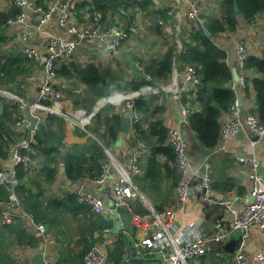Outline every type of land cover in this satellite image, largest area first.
<instances>
[{
    "label": "built area",
    "instance_id": "1",
    "mask_svg": "<svg viewBox=\"0 0 264 264\" xmlns=\"http://www.w3.org/2000/svg\"><path fill=\"white\" fill-rule=\"evenodd\" d=\"M79 1V0H76ZM163 0H153L155 11L160 8L159 4ZM167 5L163 10L169 17L160 16L157 13L156 21L163 26L170 27L169 45L175 46V51L183 48L184 23H189V28L196 27L202 23V17L197 0H164ZM17 7V12L9 16L3 24L16 27V37L19 41V49L22 54L36 63H40L43 70V81L40 85L39 95L29 101L26 98H17V119L14 123L16 129H26L27 136L11 147L10 157L13 165L10 167H0V185L6 190V196L0 200V224L10 223L14 217H21L23 220L33 221V213L27 211L21 201L18 192L21 179L17 175L16 165L25 166L37 164L31 158L29 143L36 133V127L42 116L47 113H55L68 122L81 126L89 132L95 113L107 103L111 104L112 110L122 113L129 111L131 123L136 122L141 113L135 107V98L139 95H155L161 92L171 93L179 98L177 123L167 126L166 142L171 146L176 155L177 168L181 175L174 186L175 203H182L191 194L203 199L206 203H218L221 210L213 222V229L206 233L202 229V224H185L174 228V217L176 208L169 206L163 209H156L135 181V177L141 172L142 157L146 151V142L142 138L134 135L133 146L128 153L126 160L117 158L110 149H106L110 158L101 163L99 174L93 178L95 183H102L106 180L111 171L116 176L114 180V190L116 193L115 205L125 204L132 212L131 223L135 231H150L147 236L140 239L143 246H149L154 253L161 252L162 258L167 264H188L189 259L195 260L205 255L210 245L219 244L227 239L235 229L241 231V241L239 247L233 252V260L236 264H264V251L255 250L248 252L247 244L250 239V228L257 226L264 228V171L260 167L259 157L252 153L242 154L231 149L228 145L230 137L238 133H249L264 137V122L260 121L253 112H243L240 108L237 97L230 105L229 109L221 118L218 141L211 150L203 154L197 161L189 158L187 151L188 139L183 134L182 125H187V117L191 106L186 97H195L200 83V72L196 65L186 63L181 69L176 67V57L172 59V69L167 80L155 83H144L137 88L117 91L113 90L107 97L96 100L95 107L87 111L82 107L71 110H64L61 107L62 93L55 86L59 76L58 65L61 62L70 60L76 50L77 45L87 39H98L104 48L112 51L122 47V45L133 35L131 27L126 26L125 19L111 18L103 16L98 10L88 8L86 5L79 8V13L83 16L81 23L76 22V9L73 4L75 0H49L46 8L35 5L33 0H11ZM38 16L39 25L49 23L54 15L57 16L58 23L63 27V32L54 33L46 31L45 53L31 43L35 30L33 16ZM148 19V17L146 16ZM168 18L173 20L170 22ZM139 19V26L141 19ZM85 21L88 24H84ZM246 40L240 37L235 44V53L238 64L243 70L244 58L246 54ZM146 78H149L148 74ZM243 78V77H242ZM241 79V77H240ZM230 86L237 93L235 80ZM0 95L8 96L6 89L0 87ZM27 107L30 114L36 117V124L28 128V119L23 113ZM99 108V109H98ZM94 138V137H92ZM96 138V137H95ZM255 144L256 140H251ZM23 149V150H22ZM228 154L234 156L236 161L248 163L250 166V185L248 190L249 200L240 208L232 205V201L224 198L215 201L214 180L210 173L211 158L218 154ZM33 168V167H32ZM78 202L89 206L91 212L96 217L107 207L101 197L94 191L83 185L72 189ZM139 199L145 211L134 210L133 202ZM26 221V220H25ZM34 227L41 234L45 232L46 226L42 221H34ZM107 251L104 244L97 242L90 243L82 255L83 264H105ZM42 264H57L51 259H44Z\"/></svg>",
    "mask_w": 264,
    "mask_h": 264
},
{
    "label": "crops",
    "instance_id": "2",
    "mask_svg": "<svg viewBox=\"0 0 264 264\" xmlns=\"http://www.w3.org/2000/svg\"><path fill=\"white\" fill-rule=\"evenodd\" d=\"M33 1L36 3L35 5H39L40 2L47 5L49 0H39V3L36 2V0ZM167 1L169 2V0ZM170 2H173V0H170ZM221 2L222 0H197L201 15L206 14L214 17L216 16L217 18H222V11L220 10ZM11 3V0H0V11L7 10ZM165 5L167 4L163 0L162 3L159 4L161 12L155 11L152 14L144 13L142 10L137 8L134 13V19L130 24L133 35L122 45V47L117 50L110 52L109 49H107V51H105L103 44L98 39L92 38L80 42L77 45L75 53L71 59L81 64L93 62L102 73H107L108 76L121 75L125 78L138 80L139 75H136L131 71L130 62L135 61L146 72L151 60L160 59L168 47L172 29L167 26L159 25V30H156L154 23L151 20V18L154 19L157 17V13H159L160 16L166 17V13L163 10V6ZM33 15L35 30L31 43H34L42 50L43 53H45L46 31L61 33L63 32V27L59 25L56 15H54L53 19L45 25H39L38 16L31 14V16ZM138 17L141 19L140 26ZM82 19L85 18H83L82 15H78L76 17V22L83 24L81 23ZM168 20L172 22L170 18H168ZM84 24L88 23L86 22ZM190 29L189 23H184L183 33H186L185 36H187V32ZM0 32L4 36V39L0 41V56L21 54L19 49L20 44L16 37L17 28L8 25L4 26L2 24L0 25ZM240 37H243L246 40V54L262 55L264 50V10L254 13L250 19H245L244 17L238 15V21L235 29L218 31L212 37L213 41L217 45L225 49V61L230 65L231 69L236 67L238 79H233L235 80L238 91L236 93V97L241 95L243 105L241 109L243 112H246V110L255 107V92L250 79L252 77L260 76L261 74L254 68L243 70L240 68L234 49L235 44ZM188 38L189 37H186V39ZM186 39L185 43H183L184 49L187 47L186 43L191 42V39L189 41ZM175 62L178 69L183 68L186 64V62L178 60V58H176ZM20 65L22 67L21 73L16 77L15 81H4L1 82V84L31 101L35 99L40 92V85L43 81L42 66L40 63H36L27 57L22 58ZM244 75L249 77L247 85L244 83V78H242ZM109 79L111 78L109 77ZM70 82H72L70 79H65L62 76H58L57 81L55 82V86L62 93L61 107L64 110L78 108V104H74L71 99L70 94L72 93V85ZM77 87L83 89L85 88V85L77 83ZM78 89L79 88H77V90ZM125 89H129V87H126ZM83 90H81V92ZM179 101L180 100L177 96L166 92H161L158 94V97H156V102L158 104H163L166 107L162 117L167 126L177 123L179 115ZM0 104L3 105L4 109V105L6 104L4 102ZM8 105L9 107L7 108L11 109V104ZM190 106L192 109H200V105L198 103H194L193 105L190 104ZM94 107L95 105L92 106L91 110L94 109ZM109 107L110 112H113L112 106L109 105ZM122 110L123 117H127L129 119V111L124 109ZM223 114L224 112L222 113L221 118ZM63 126V142L64 148L66 149L73 142L82 143L92 139L90 134L79 125H74L65 120ZM144 126H146V124H144ZM182 129L187 131L186 134L189 132L187 136V151L189 153V158L197 161L203 154L212 149L202 147L198 143L195 134L190 128L182 125ZM133 135L135 136V133L129 119L127 131L120 129L119 139L121 138V142H116L110 146L112 153L120 160L127 159L128 153L133 146ZM251 140L256 139H253V136L249 133H238L237 135L230 137L228 145L231 149L237 151L238 153L248 155L255 153L259 157L260 167L264 171V137L258 138L253 145L250 142ZM10 151L6 157H0V165L3 167H10L13 165L10 157ZM159 159L162 161L163 157L160 156ZM62 162L63 161L61 160L58 164V170L54 181H42L43 184H40L41 187H43L42 193L45 200L42 203V218L37 221L44 222L46 230L42 234L36 230L34 227V221L35 223L37 221L34 216L33 221L25 218L26 221H24L27 225V229L30 232L36 233L38 242L35 246L23 244L12 247L15 264H34L32 256L36 252L42 253L43 259H51L57 264H83L82 258L78 255V253H81L82 249H85L86 246L92 243V241L105 245L107 260H109H106L107 262L105 264H114L113 260L108 258V251L114 247L115 240L118 237L121 238L123 232L120 231L116 234H110L103 228L99 227V215L101 216L104 211L95 217L91 210L89 209L88 211L84 205L80 209V212L72 215L69 214L68 211L64 210L62 205L55 207L49 199H59V197H63L65 193L71 192L76 186L83 185L97 193L101 197L104 205L108 208L114 198H116L114 190L115 172L112 171L109 177L101 184L95 183L93 177L90 178L87 174L80 179L72 181L66 176ZM211 172L213 174V180L215 181L213 193L215 201L228 198L232 201V205L234 207L240 208L249 200L248 190L250 185V166L248 163L236 161L234 156L220 153L211 158ZM143 174V171H141L135 177V181L139 185L140 189H143L142 191L145 196L150 199L151 204H161L162 208L169 206H174L176 208L173 221L174 228L181 227L185 224L200 223L202 224V229L206 233H210L212 231L213 222L221 210V205L216 202L211 204L206 203L203 199L194 196V194H191L182 203H175L174 190L171 188L170 191H167L166 180L162 181L159 187L155 189L149 187L148 180L141 179ZM135 201H138V203L142 206L139 200ZM249 231L250 239L247 244L248 252L251 253L255 250L264 251V228L262 229L254 225ZM149 232L150 231L147 230L134 231L135 242L139 243L140 239L147 236ZM238 234L235 235L232 232L224 241L232 237H238ZM91 236H94L95 240H91ZM224 241L217 245H210V248L205 255H202L198 259L191 260L188 264H236L233 260L234 251H224L221 248ZM146 255H148V260L149 258L153 259L154 252L151 249L150 252L146 253ZM142 263L152 264L149 262ZM158 264H167V262L161 258L158 260Z\"/></svg>",
    "mask_w": 264,
    "mask_h": 264
},
{
    "label": "trees",
    "instance_id": "3",
    "mask_svg": "<svg viewBox=\"0 0 264 264\" xmlns=\"http://www.w3.org/2000/svg\"><path fill=\"white\" fill-rule=\"evenodd\" d=\"M36 2L39 3V0H36ZM86 3L93 5V10H99L103 16L111 12L106 0H75L73 7L76 9V16L81 15L79 8ZM235 3L237 4V9L234 8ZM38 6L46 8V4L42 2ZM220 6L222 18L206 14L201 15L202 23L192 27L187 32V36L183 38V43H185L186 37L191 39L190 43H186L187 47L184 50L177 52L172 44L167 47L160 59L151 60L146 69L149 78L139 76L137 80L125 78L121 75L108 76L107 73H102L93 62L81 64L72 59L61 62L58 65V74L72 81L70 82L72 85V93L70 94L72 102L74 104L77 103L78 107L91 110L97 99L107 97L114 89L137 88L144 83L167 80L172 69V59L175 56L178 60L196 65L199 68L201 77L195 97L191 99L183 98L186 101L188 100L191 105L194 103L200 105L199 110L190 109L187 125L193 131L202 147L206 149L212 148L218 141L221 115L229 109L236 98V93L230 86L233 77L231 67L225 61L226 51L217 45L212 37L218 31L235 29L238 15L245 19H250L254 13L264 10V0H222ZM122 8L125 12V21L128 29L134 19V13L137 8L144 13L152 14L155 12L151 0H123ZM158 9L161 12L160 8ZM17 10V7L11 3L7 10L0 11V25L4 24L6 19L9 16H13ZM151 20L155 29L159 30V25L162 26V24L158 23L156 18H151ZM3 39L4 36L0 32V41ZM21 54L0 56V73L17 77L22 69L20 61L25 57ZM243 67L244 69L254 68L261 74L250 79L255 92V107L247 111L255 113L258 119L264 122V50L262 55L247 54L244 58ZM243 78L244 83L247 85L249 77L244 75ZM111 80L114 82L113 87L110 84ZM1 82L4 81L0 79ZM77 83L85 85L84 90L77 87ZM77 88L80 90H77ZM81 90L83 91L81 92ZM156 97H158V94L139 95L135 98V107L140 111L141 116L136 122L132 123V127L136 138L146 140V151L141 162V171L144 174L141 179L148 180L149 187L155 189L159 187L162 181L166 180L167 191H170L171 188L174 189L175 184L182 177L177 168L175 152L166 142L168 129L162 117L166 107L163 104H158ZM16 106L17 103H12V108L8 109L9 105L6 104L3 111L0 112V157L8 155L10 147L8 149L6 146L14 142V139H12L14 136L19 137L17 143L27 136L26 129H16L14 127L17 119ZM105 113L106 120L101 125L100 118ZM122 117L123 113L110 112L109 106L103 107L95 113L89 129L98 133L102 137L105 146L111 148L112 142L119 137ZM63 124L64 119L62 116L51 112L45 113L38 122L36 133L29 143L30 155L37 167L32 166V168L31 164L27 166L23 164L16 165L17 175L21 179L18 192L21 196L22 204L27 211L33 213L36 221L42 218V203L45 200L42 193L43 187L40 184H43L42 181H54L58 164L61 161V155H63L64 172L72 181L80 179L85 174L90 176V178L96 177L100 172L101 161L106 158L103 148L93 139L82 143L73 142L67 149L64 148ZM17 143H13V145ZM160 156L163 157L162 161L159 159ZM210 173L213 177L211 168ZM6 192L7 190L0 185V200L6 196ZM49 201L55 207L62 205L64 210L72 215L80 212L82 206L85 205L77 201L73 191L65 193L59 199H49ZM153 205L158 210L164 208H162L161 204ZM85 208L88 211L90 209L87 205H85ZM133 208L140 212L145 211L137 201L134 203ZM0 226V264H15L14 254L10 251L12 247L23 244L35 246L38 242L36 233L27 229V225L21 217L16 216L10 223L0 224ZM91 240H95L94 236H91ZM85 249L78 253L81 258ZM122 251V241L118 237L114 242V247L108 251V258L116 264L122 255Z\"/></svg>",
    "mask_w": 264,
    "mask_h": 264
},
{
    "label": "water",
    "instance_id": "4",
    "mask_svg": "<svg viewBox=\"0 0 264 264\" xmlns=\"http://www.w3.org/2000/svg\"><path fill=\"white\" fill-rule=\"evenodd\" d=\"M108 6L110 9H113L114 7H117L122 4L123 0L113 1V0H106ZM234 8L237 9V4H234ZM173 22V20H172ZM189 41L190 39H186ZM107 51V48L104 49ZM110 52H112L111 49H109ZM130 68L131 71L134 72L136 75L142 76L146 78L147 73L145 70L140 67L135 61L130 62ZM232 71V77L233 79H238V73L236 70V67H233L231 69ZM0 79L3 81L11 82L15 81L16 76L14 75H7L4 73H0ZM111 87L114 86V83L110 81ZM237 101L242 108V101H241V95L237 96ZM3 109V105L0 104V112ZM24 115L28 119V128H32L36 124V117L31 115L28 108L25 107L23 109ZM129 124V119L127 117H122L121 123H120V129L123 131H127ZM188 128V125H186ZM186 130H183V134L186 135ZM253 139H258V135H252ZM61 160L63 161V155H61ZM115 198L113 202L109 205V207L101 214L100 217V223L99 227L103 228L105 231L109 232L110 234H116L120 231L123 232V235L121 236L122 241V255L119 259V261L116 264H139L142 262H149L152 264H158V260L162 258L161 252H156L153 255V259L148 260V255L146 253L150 252L149 246H143L141 243L135 242V236H134V229L131 223V214L132 212L128 209V207L125 204L115 205ZM241 234H238V237H232L226 241L223 242L221 248L224 251L232 252L236 248L239 247ZM140 253V254H139ZM32 261L34 264H42L44 262L42 253L36 252L32 256Z\"/></svg>",
    "mask_w": 264,
    "mask_h": 264
},
{
    "label": "rangeland",
    "instance_id": "5",
    "mask_svg": "<svg viewBox=\"0 0 264 264\" xmlns=\"http://www.w3.org/2000/svg\"><path fill=\"white\" fill-rule=\"evenodd\" d=\"M153 0H151V3H153L152 2ZM88 8H90V9H94V7H93V5H91L90 3H86L85 4ZM125 12H124V10H123V8H122V4L121 5H119V6H117V7H114L113 9H111V12H109L108 13V16H110L111 18H120V19H122V20H124L126 17H125ZM166 17H169L167 14H166ZM86 23V22H85ZM0 87H2L3 89H6L7 90V92L9 93V95L8 96H1L0 95V98H2L1 100H0V103H2V102H4L5 104H12V103H17V98H15L14 96H18V97H22V95H19L17 92H15V91H13V90H11L10 88H7V87H4V85L3 84H1L0 83ZM14 87H16V86H14ZM130 89V88H129ZM115 90V89H114ZM117 90V89H116ZM123 90H126V89H123ZM113 91V90H112ZM117 91H122V90H117ZM22 98H24V97H22ZM109 105H111V104H109V103H107L106 105H104L103 107H108ZM102 107V108H103ZM102 108H100V110L102 109ZM64 119V121L66 120L65 118H63ZM105 120H106V113L105 114H102L101 115V118H100V123H101V125L102 124H104L105 123ZM89 132L91 133L90 134V137H96V138H92L93 140H95V141H97L99 144H100V146L103 148V150H104V152H105V154H106V158L104 159V160H102L101 161V163L103 162V161H106L107 159H109L111 156H110V154H109V152H107V148L109 149V147H106L105 146V144H104V141H103V139H102V137L101 136H99L98 135V133H96V132H94V131H92L91 129H89ZM188 134H189V132L185 135L186 136V138H187V136H188ZM12 139H14L13 141V143H17L18 141H19V137L17 138L16 136H14ZM145 140V139H144ZM146 141V140H145ZM116 142H118V143H120L121 142V138L119 139V137L114 141V142H112L113 144L114 143H116ZM13 143L11 144H9V146H6V148H8L9 149V147H11L12 145H13ZM192 145V144H191ZM112 172V171H111ZM110 172V173H111ZM148 198V197H147ZM148 200L150 201V199L148 198ZM138 202V201H137ZM134 203H136V201L134 202ZM134 203H133V205H134ZM141 203V202H140ZM151 203V202H150ZM133 229H134V231H135V228L133 227ZM233 233L236 235V234H238V233H241V231H240V229H235L234 231H233ZM13 249H10V251H12ZM13 252V251H12ZM107 260V259H106ZM191 260L192 259H189V262H191ZM107 261H109V260H107ZM106 261V262H107ZM105 262V263H106ZM188 262V263H189Z\"/></svg>",
    "mask_w": 264,
    "mask_h": 264
},
{
    "label": "clouds",
    "instance_id": "6",
    "mask_svg": "<svg viewBox=\"0 0 264 264\" xmlns=\"http://www.w3.org/2000/svg\"><path fill=\"white\" fill-rule=\"evenodd\" d=\"M22 53V52H21ZM83 108V107H82ZM85 109V108H84ZM86 110V109H85ZM87 111H90V110H87ZM110 149V148H109ZM142 191V190H141ZM143 192V191H142ZM144 193V192H143ZM145 195V194H144ZM147 197V196H146ZM116 199V198H115ZM148 199V198H147ZM136 200H139V199H136ZM140 201V200H139ZM134 203V202H133ZM142 204V203H141ZM143 206V205H142ZM144 208V207H143ZM101 214V213H100Z\"/></svg>",
    "mask_w": 264,
    "mask_h": 264
}]
</instances>
